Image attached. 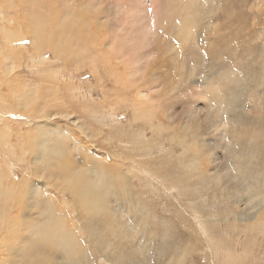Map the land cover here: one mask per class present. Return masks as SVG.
<instances>
[{
	"label": "rangeland",
	"instance_id": "1",
	"mask_svg": "<svg viewBox=\"0 0 264 264\" xmlns=\"http://www.w3.org/2000/svg\"><path fill=\"white\" fill-rule=\"evenodd\" d=\"M0 168V264H264V0H0Z\"/></svg>",
	"mask_w": 264,
	"mask_h": 264
},
{
	"label": "bare ground",
	"instance_id": "2",
	"mask_svg": "<svg viewBox=\"0 0 264 264\" xmlns=\"http://www.w3.org/2000/svg\"><path fill=\"white\" fill-rule=\"evenodd\" d=\"M239 89V88H238ZM238 91V90H237ZM239 92H240V90H239ZM244 92V91H243ZM245 93V92H244ZM240 94V93H239ZM11 100V99H10ZM39 102V101H38ZM30 104V103H29ZM30 106V105H29ZM37 107V106H36ZM40 108V107H39ZM12 111V110H11ZM37 115V114H36ZM34 116V115H33ZM65 132V131H64ZM30 135V134H29ZM67 136H68V134H67ZM35 137V136H34ZM44 137V136H43ZM45 138V137H44ZM38 141V140H37ZM41 141L42 140H40L39 142L41 143ZM11 143V142H10ZM39 143V144H40ZM32 144V143H31ZM11 146V145H10ZM31 146V145H30ZM49 148V147H48ZM23 154V153H22ZM44 154V153H43ZM237 158V157H236ZM239 158H241V157H239ZM250 158V157H249ZM255 160V159H254ZM40 161H41V159H40ZM46 161V160H45ZM249 161V160H248ZM46 163V162H45ZM7 167V166H6ZM21 167V166H20ZM39 167V166H38ZM101 167V166H100ZM107 167V166H106ZM187 167V166H186ZM102 168V167H101ZM106 169V168H105ZM187 169V168H186ZM0 170H1V168H0ZM237 170V169H236ZM34 171V170H33ZM107 171V170H106ZM5 173H6V171H4ZM240 172V171H239ZM8 173V172H7ZM102 173H104V172H102ZM245 173V172H244ZM2 174L3 173H1V176H2ZM105 174V173H104ZM238 174V173H237ZM241 174H243V172L241 173ZM108 175V174H107ZM103 176H105V175H103ZM106 177V176H105ZM107 178V177H106ZM105 179V178H104ZM3 180V179H2ZM8 180V179H7ZM6 180V181H7ZM91 180H94V179H91ZM96 180V179H95ZM98 180V179H97ZM106 181H107V179H105ZM109 180V179H108ZM10 181H11V179H10ZM20 182H22V181H20ZM27 182V181H26ZM108 182V181H107ZM152 182V181H151ZM6 183H8V182H6ZM5 183V184H6ZM10 183V182H9ZM14 183H15V181H14ZM23 183V182H22ZM28 183V182H27ZM102 183V182H101ZM11 184H12V182H11ZM10 184V186H12ZM24 184V183H23ZM83 184V183H82ZM81 184V185H82ZM15 185H16V183H15ZM27 185V184H26ZM1 186V188H2V186L3 185H0ZM83 186V185H82ZM19 187H21L20 185H19ZM84 187V191L86 192V193H88V191H89V188H87L86 186H83ZM6 188V187H5ZM7 188H9V186H7ZM16 188H17V186H16ZM80 188V187H79ZM102 188V187H101ZM4 189V188H3ZM12 189V188H11ZM18 189V188H17ZM81 189V188H80ZM5 190V189H4ZM8 190H10V189H7V191ZM78 190V189H77ZM92 190V189H91ZM100 190V189H99ZM3 191V190H2ZM0 192H1V189H0ZM10 192V191H9ZM12 192V191H11ZM10 192V193H11ZM13 192H14V188H13ZM12 192V193H13ZM90 192V191H89ZM17 193H19V192H17ZM105 194V193H104ZM106 195V194H105ZM99 196V195H98ZM3 200H4V198H3ZM49 200V199H48ZM51 200V199H50ZM3 204V203H2ZM98 204V203H97ZM6 206V205H5ZM57 206V205H56ZM51 207V206H50ZM58 207V206H57ZM197 207V206H196ZM1 208H2V206H1ZM49 209V208H48ZM93 211V210H92ZM3 210L0 212L2 215H3ZM47 213H49V212H47ZM90 213V212H89ZM50 214V213H49ZM2 215H0V217L2 218ZM46 216V215H45ZM44 217V216H43ZM13 218V217H12ZM198 218V217H197ZM49 219V218H48ZM1 220V219H0ZM2 221V220H1ZM40 222V221H39ZM14 223H15V221H14ZM41 223V222H40ZM50 223V222H49ZM11 224V223H10ZM11 227L12 228H14L12 225H11ZM52 227H53V225H48V226H45V228H47V230L46 229H44V227L43 226H39L37 229H35V231H34V233L36 234H34L35 236H41V239L43 238V240L45 241V239H50V238H48L47 237V235H50V233L52 232ZM36 228V227H35ZM55 228V227H54ZM54 230V229H53ZM68 230V228H63L62 230H58V229H55L52 233L53 234H51V235H53L54 237H56V239L58 238V239H60V240H63V241H66V240H64V236H65V234H66V231ZM10 232H12V231H10ZM53 238V237H52ZM32 239H33V237H32ZM55 239V240H56ZM75 239V238H74ZM18 240V239H17ZM35 240V239H34ZM42 240V241H43ZM51 240V239H50ZM36 241V240H35ZM54 241V240H53ZM58 241V240H57ZM56 241V242H57ZM37 242V241H36ZM52 242V241H51ZM55 242V241H54ZM71 242V241H70ZM42 243V242H41ZM60 243V242H59ZM66 243H67V241H66ZM73 243V242H72ZM46 245H48V244H46ZM42 246V245H41ZM48 247V246H47ZM46 247V248H47ZM26 248V247H25ZM34 248H36L37 249V247H34ZM50 248V247H49ZM67 248H69V247H67ZM28 249V255H30L31 254V252L32 251H34V252H40V254H43V255H45L46 254V251L45 250H43V251H36V250H32L33 249V247H28V248H26V250ZM40 249V248H39ZM42 249H44V248H42ZM32 250V251H31ZM63 250V249H62ZM23 252V251H22ZM55 252V251H54ZM67 252H69V251H67ZM73 252V251H72ZM65 253H66V251H65ZM34 254V253H33ZM32 254V255H33ZM64 254V253H63ZM69 254V253H68ZM47 255L49 256V253H47ZM34 256V255H33ZM13 257H14V255H13ZM36 257H38L37 255H36ZM15 259V258H14ZM33 259V258H32ZM31 259V260H32ZM39 259V258H38ZM35 260V259H34ZM20 261V260H19Z\"/></svg>",
	"mask_w": 264,
	"mask_h": 264
}]
</instances>
